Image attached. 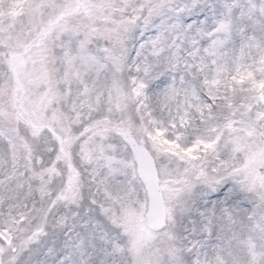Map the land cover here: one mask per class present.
<instances>
[{
	"label": "snow or ice",
	"instance_id": "6c2138e0",
	"mask_svg": "<svg viewBox=\"0 0 264 264\" xmlns=\"http://www.w3.org/2000/svg\"><path fill=\"white\" fill-rule=\"evenodd\" d=\"M0 264H264V0H0Z\"/></svg>",
	"mask_w": 264,
	"mask_h": 264
}]
</instances>
